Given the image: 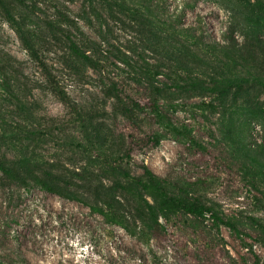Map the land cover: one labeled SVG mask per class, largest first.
<instances>
[{"label":"rangeland","instance_id":"obj_1","mask_svg":"<svg viewBox=\"0 0 264 264\" xmlns=\"http://www.w3.org/2000/svg\"><path fill=\"white\" fill-rule=\"evenodd\" d=\"M159 19L184 30L160 35ZM58 26L98 44L87 51L95 65L69 55ZM174 36L202 62L172 61ZM167 75L206 87L249 81L169 94L160 102L172 128L151 114V90ZM261 82L264 0H0V158L9 162L22 140L67 187L27 191L0 176V264H264ZM144 168L241 235L179 213L140 240L134 178ZM101 180L109 196L95 199Z\"/></svg>","mask_w":264,"mask_h":264},{"label":"trees","instance_id":"obj_2","mask_svg":"<svg viewBox=\"0 0 264 264\" xmlns=\"http://www.w3.org/2000/svg\"><path fill=\"white\" fill-rule=\"evenodd\" d=\"M73 23L76 24L75 21H72L67 25L71 26ZM158 23L159 24L157 25V30L159 31L160 35H166L170 31H172V34L177 35L180 34V31L184 30L182 26H177L176 24L170 23L166 24L161 19L158 20ZM162 24H166L165 29L163 28L164 26ZM58 28L59 26L57 27V29ZM67 29L59 28L60 37L56 38L62 43L66 44L69 55L71 57H75L77 60L87 62L90 65H95L96 61L87 51L88 49H90V47L93 49L96 48L98 44L95 41L87 39L82 45L80 44L78 39L73 36L72 32ZM162 38L163 36H159V39ZM170 44L172 45V49H175L177 51V54L171 55V59L172 61L178 63L180 66L181 64L185 63L194 65L197 64L198 61L202 62L200 53L184 46V42L177 36L171 38ZM178 51H180V54L178 53ZM181 52H183V55L181 54ZM35 55L37 58L39 57L38 52H35ZM41 63L44 67V63ZM158 74L163 75L164 73L158 72ZM167 77V80L158 79V85L155 86V89L151 90V114H153V116H158L163 121V123L172 128H174V126L171 123L167 122L163 112V103L160 102L169 94L174 93L177 90H186L190 86L196 89L205 87L211 91L230 90L232 88L241 87L249 81L246 77L234 76L228 79L221 87H206L197 80H191L190 82L186 80L183 84L175 78H172V76L170 75H167ZM261 83L262 85H264L263 82ZM113 94L118 96L114 92ZM133 105L135 109L139 108L138 103H132V107L125 105V110L128 112H132L134 109ZM186 135L191 139L190 134ZM20 142H22V140L18 141L19 144ZM19 144H13L14 149L16 148V150H18V148H20V150H18V152L14 150L15 153L13 152L9 162H5L0 158L1 179L6 181L13 187L21 188L27 191H30L34 187H38L41 190L47 192L62 194L65 189H67V187L63 186L61 183V178L57 172L59 168L54 164H52L49 169L46 168L47 162H44L42 158H40L41 160H38V158L34 157L32 154H28V152L23 150L22 145L18 147ZM134 179L136 184L138 185L139 191L141 190V193H139L137 196L140 202V206L137 207L136 210L140 212L139 217L143 222V228H140L139 231H136L134 233V235L140 240H145L147 236L150 237L153 233H156V231L166 230V225L161 222L160 218L169 221L174 215L179 213L191 215L195 218L208 217L213 220L214 227L217 230L220 229L221 225H225L229 227L231 231L236 235H241L242 231L233 219L225 218L219 212L209 206L205 201L192 198L189 195V192L184 189V187L174 186L169 182L168 179L157 175L151 169L144 168L140 177H135ZM85 182L89 183L90 181H87L86 179ZM99 186V193L95 195L94 198H107L109 196V193L106 189H104L102 180L99 181ZM149 198L152 201H150ZM85 203H87L92 209H98V211L102 210V207L98 206V203H93L87 200L85 201ZM20 261L22 262V264H25L24 258H22Z\"/></svg>","mask_w":264,"mask_h":264}]
</instances>
